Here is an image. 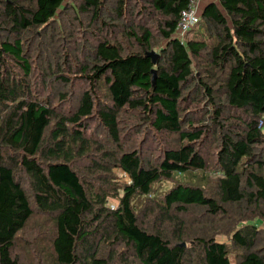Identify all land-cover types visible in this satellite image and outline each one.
<instances>
[{"label":"trees","instance_id":"1","mask_svg":"<svg viewBox=\"0 0 264 264\" xmlns=\"http://www.w3.org/2000/svg\"><path fill=\"white\" fill-rule=\"evenodd\" d=\"M65 1L0 0V264H25L37 214L50 264H264V0L208 4L185 41L192 0ZM99 22L120 34L70 67ZM66 72L87 84L70 110ZM148 132L172 139L159 157L134 140Z\"/></svg>","mask_w":264,"mask_h":264},{"label":"rangeland","instance_id":"2","mask_svg":"<svg viewBox=\"0 0 264 264\" xmlns=\"http://www.w3.org/2000/svg\"><path fill=\"white\" fill-rule=\"evenodd\" d=\"M68 3H71V0L65 1V4H68ZM111 6L112 5H110V7ZM105 13L107 15H111L110 10H106ZM71 14H72L71 9H69V11L64 13L63 21L60 20V23L66 24L75 33L76 31L74 29L77 27V22L74 23L73 20L71 21V19L67 18V17H70ZM112 16H115V15L112 14ZM91 18H92V15H86L85 20H84L85 23L89 24L91 22ZM150 18H152V16L150 15V12H148L144 15H140V13L137 14V12L135 13V19L137 21H144L147 24V22L149 20L148 24L151 22H153V24H154V18L152 20ZM114 24H121V22H119V23L114 22ZM126 24H127V22H124V25H126ZM102 28L104 29L105 27L99 22L91 30L89 29L90 31L84 32L83 35H80L79 38H78V35H77L78 32H77L74 35L77 38H72L70 42L68 41L66 47L70 46L73 50L75 48H77L76 52H78L76 55L78 58H76L75 61H70V64H69L70 67L75 68L76 66H78V64H82L83 61L86 60L87 55L89 56L92 53L87 49V47H85L83 45V43H81L82 41H84V44L88 42L87 46L95 45L100 38H106V37L110 38L111 37L110 35L118 36L120 34V32H118V31H120L119 29H117V30L115 29L113 31H110L109 29H104L102 31ZM193 30L194 29H192L191 31H193ZM188 37H190V35H188ZM166 44H167L166 41H160L158 43V46H156L154 48V51L159 52L160 49L163 48ZM61 63L63 64L64 61H62ZM44 66H45V64H44ZM65 69L66 70L69 69L67 65H65ZM73 70H75V69H73ZM67 73L68 72H66V74ZM70 76H71L70 77L71 78V85H70V89L68 90V92L70 91V93H71L70 98L72 97L70 99V102H69L71 107H69L70 105L68 104L66 106V110H70L71 108L76 107V105H75L76 100L79 99L80 93L82 91H84L87 87V84L85 83V81L80 79V77H78L80 75L76 74V75H70ZM55 78H57V77H55ZM55 78H54V76L51 78V79H54L51 83L52 86H50V89H52L51 90L52 96L56 93V91H54V89H55L54 87L62 88V85H61L62 83L60 81L59 82L56 81ZM48 90H47V92H48ZM190 113H192V111H190ZM192 115L196 119H199L198 117L201 116V114H199V113H192ZM263 125H264V123H263ZM93 128H94V125H93ZM263 130H264V127H263ZM150 135H152V137ZM136 137H137V139L134 138V140L138 142V147L142 148L143 155L146 159H149L150 155L152 156V154L155 158L159 157L160 156L159 154L161 153L163 148L169 147V145L171 144L170 140H172L171 138H169L170 140L168 138H166V141H165L164 136L151 134V132H148L147 135L140 136V138L138 136H136ZM214 148L212 147V145L210 146V148L206 147V149H208L211 153L214 152V150H215ZM155 158H153L152 160H154ZM118 174L123 176V178L121 179L122 182H128L129 181V179L127 177H125V175H123V173L119 172ZM202 175L203 174H199V177L201 178ZM210 176L212 178H217L216 174L215 175L211 174ZM185 182L187 184H193V185H197L200 183L198 181H193L192 177H187ZM174 186H175V184L173 182H167V183H164L162 185L159 184L157 186V190L160 193H165L168 190H170L171 188H173ZM118 203L119 202L117 199H111L109 202V204L112 208L117 207ZM43 222H47V218H45V216H43V215L37 214L34 217V220H32L31 224L28 226V228L26 230L25 240L27 241V243L29 245L27 243L24 244V242H23V244L20 243L19 255L21 256V258H23V261L25 264H37V263H39V264H50V260L52 258L51 257L52 250H51L50 240H46L47 239L46 236L47 237L50 236L49 231L52 228V225H51V223H49V224H47V226L44 227L42 225ZM251 223L256 224V225H260L262 223V221L257 219V220H253V222H251ZM261 226L264 229V223H262ZM217 238L220 242H226L229 245L231 244L230 237L228 235H219ZM24 245H27V246H24ZM42 260H43V262H42ZM231 260L235 264V255L234 254H233Z\"/></svg>","mask_w":264,"mask_h":264},{"label":"built area","instance_id":"3","mask_svg":"<svg viewBox=\"0 0 264 264\" xmlns=\"http://www.w3.org/2000/svg\"><path fill=\"white\" fill-rule=\"evenodd\" d=\"M199 1L200 0H192L189 9L182 13L176 33V37L182 41H185L188 33L201 21V15L198 12ZM263 123L262 121L261 126Z\"/></svg>","mask_w":264,"mask_h":264},{"label":"water","instance_id":"4","mask_svg":"<svg viewBox=\"0 0 264 264\" xmlns=\"http://www.w3.org/2000/svg\"><path fill=\"white\" fill-rule=\"evenodd\" d=\"M146 55H147L148 57L152 58L154 63L157 62V59H158V57H159V54H158V52H156V51L148 52ZM153 74H154L153 82H155V81H156V78H157V71H156V70L153 71ZM182 246H186V243H184Z\"/></svg>","mask_w":264,"mask_h":264},{"label":"crops","instance_id":"5","mask_svg":"<svg viewBox=\"0 0 264 264\" xmlns=\"http://www.w3.org/2000/svg\"><path fill=\"white\" fill-rule=\"evenodd\" d=\"M219 3V0H200L199 1V6H198V12L201 15L205 9V7L210 4V3Z\"/></svg>","mask_w":264,"mask_h":264}]
</instances>
